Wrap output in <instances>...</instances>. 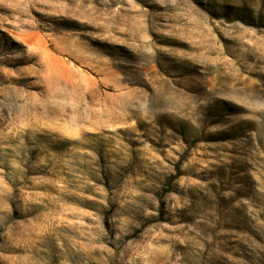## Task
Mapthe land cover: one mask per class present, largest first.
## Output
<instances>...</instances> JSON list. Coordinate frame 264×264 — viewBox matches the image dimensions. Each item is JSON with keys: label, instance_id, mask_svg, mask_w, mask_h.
Listing matches in <instances>:
<instances>
[{"label": "rangeland", "instance_id": "rangeland-1", "mask_svg": "<svg viewBox=\"0 0 264 264\" xmlns=\"http://www.w3.org/2000/svg\"><path fill=\"white\" fill-rule=\"evenodd\" d=\"M0 264H264V0H0Z\"/></svg>", "mask_w": 264, "mask_h": 264}]
</instances>
